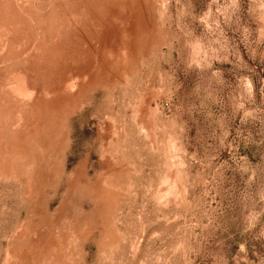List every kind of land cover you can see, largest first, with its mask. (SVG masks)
Here are the masks:
<instances>
[{
    "label": "rangeland",
    "instance_id": "374dc122",
    "mask_svg": "<svg viewBox=\"0 0 264 264\" xmlns=\"http://www.w3.org/2000/svg\"><path fill=\"white\" fill-rule=\"evenodd\" d=\"M0 264H264V0H0Z\"/></svg>",
    "mask_w": 264,
    "mask_h": 264
}]
</instances>
